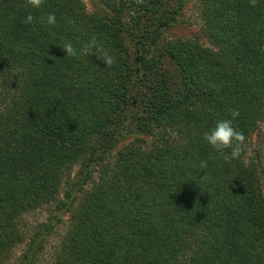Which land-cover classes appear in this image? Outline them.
<instances>
[{
  "label": "trees",
  "instance_id": "trees-1",
  "mask_svg": "<svg viewBox=\"0 0 264 264\" xmlns=\"http://www.w3.org/2000/svg\"><path fill=\"white\" fill-rule=\"evenodd\" d=\"M186 1L0 0V258L27 240L34 264L52 223L26 237L20 220L55 203L53 264H264V162L246 156L254 137L264 150V0H197L210 45L168 38ZM93 36V55L61 47ZM232 109L245 141L226 162L203 134Z\"/></svg>",
  "mask_w": 264,
  "mask_h": 264
},
{
  "label": "rangeland",
  "instance_id": "rangeland-1",
  "mask_svg": "<svg viewBox=\"0 0 264 264\" xmlns=\"http://www.w3.org/2000/svg\"><path fill=\"white\" fill-rule=\"evenodd\" d=\"M94 0H85L86 9L89 12H96L100 13L102 10L98 9L97 6L92 3ZM171 4L176 3L177 0H171ZM198 1L197 0H188L185 3V6H183L181 10L180 19H182V24L173 27L171 31L168 33V38L172 36H185V37H194L199 38L203 43L210 45L209 42L201 36L200 32V19L198 15ZM126 43L130 45V40L125 39ZM126 141H129V139H120L113 148H111V152L107 153V159L109 162L113 160V157L115 156L113 153L116 149H119L121 146H123ZM251 145L247 147V154L246 156L249 158H255L260 159L261 162H264V150L260 147V142L255 137L252 139ZM255 149H258L257 151L259 153L254 152ZM78 164H76L75 167H73V171L71 173L70 179H75V175H78ZM69 179V180H70ZM82 179V178H79ZM92 177L88 178L84 182V188L88 187L92 183ZM69 180H67V183L62 184L60 187V193L58 195V198L64 197L65 190L69 189ZM262 182V190L264 194V176L262 175L261 178ZM79 191V190H78ZM78 193V192H77ZM46 222L52 223V231L48 235L47 239L45 240V247L41 254L38 256L37 260L34 264H53L55 251L58 249V246L60 245V242L62 240V237L64 236L66 230H67V213L61 214V212L56 208L55 203H50L48 205L41 206L33 211H30L23 215V217L20 220V229L22 230L23 234L28 237L36 228L39 227L40 224ZM27 240H24L22 242H16L14 245L10 246L8 249L1 252V258H0V264H18L20 262V258L22 255V252L24 250L25 244Z\"/></svg>",
  "mask_w": 264,
  "mask_h": 264
},
{
  "label": "clouds",
  "instance_id": "clouds-1",
  "mask_svg": "<svg viewBox=\"0 0 264 264\" xmlns=\"http://www.w3.org/2000/svg\"><path fill=\"white\" fill-rule=\"evenodd\" d=\"M137 4H142L143 0H135ZM257 0H249V5L255 7ZM44 4V0H25L24 6L33 9H39ZM34 17L31 14L26 15L22 23L32 24ZM39 23L54 26L56 17L54 13L47 14L46 17H40ZM66 56L77 58L93 55L94 49L99 48L98 40L95 36L88 41L81 42L77 49L72 42L64 43L62 46ZM99 59L105 67H112L116 63L113 55L102 52ZM239 116V111L231 110V119H222L216 122L214 127L204 132L203 140L226 161L239 159L245 141L244 134L233 126V120ZM206 162H201V167H206Z\"/></svg>",
  "mask_w": 264,
  "mask_h": 264
}]
</instances>
